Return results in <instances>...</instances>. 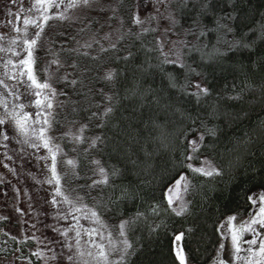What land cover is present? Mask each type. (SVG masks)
I'll use <instances>...</instances> for the list:
<instances>
[{
	"label": "trees",
	"instance_id": "16d2710c",
	"mask_svg": "<svg viewBox=\"0 0 264 264\" xmlns=\"http://www.w3.org/2000/svg\"><path fill=\"white\" fill-rule=\"evenodd\" d=\"M208 4L206 12L200 0H184L178 7L180 24L196 32L190 22L199 20L209 29L203 36L196 33L183 64L157 59L144 37L125 36L115 48L96 55L75 54L68 68L72 80H62V93L50 109L53 132L84 125L83 141L74 146L76 171L65 169L62 175L68 192L77 191L112 228L120 220L129 222L131 248L115 264H180L175 253L178 240L191 264H209L221 243V222L230 215L247 217L252 194L264 189V36L259 32L264 0ZM131 7L132 0H122L124 18L130 17ZM224 14L233 27L229 42L233 37L242 41L231 48L218 44L213 30L216 16ZM34 50L31 66L42 75L41 60L48 48L43 44ZM108 67L113 76L103 78ZM196 76L208 93L189 90ZM105 107L111 111L104 113ZM205 127L216 134L200 139L194 156L210 159L220 172L193 176L187 207L174 214L167 206L166 190L186 170L191 140ZM91 137L94 142L85 152ZM63 145L72 151L66 141ZM92 156L107 171H115L110 183L93 184ZM29 248L26 241L0 232V259L18 252L30 264H38Z\"/></svg>",
	"mask_w": 264,
	"mask_h": 264
},
{
	"label": "rangeland",
	"instance_id": "374dc122",
	"mask_svg": "<svg viewBox=\"0 0 264 264\" xmlns=\"http://www.w3.org/2000/svg\"><path fill=\"white\" fill-rule=\"evenodd\" d=\"M182 1L184 0H132L130 17L124 18L119 9L122 0H89L88 5L77 3L72 8H69L67 0H52L54 6L46 10L49 19L45 21L43 28L39 29L36 25L26 26L22 19L17 20L15 17L17 12H21L22 15H28L39 22L40 6L35 5L32 11H29L33 0H0V33L4 34L0 39V81H3V84H0V117H4L6 113L22 115L23 112H28L27 125L36 132L21 134L16 129L12 116L5 119L7 127L0 125V133L8 137L7 140L0 138V232L14 237L19 242L26 241L30 245L29 252L38 259V264H103L97 255L96 244L104 245L112 264L121 261L116 260L115 252L123 247L122 241L125 238L128 240L126 225L124 236H120L121 220L112 228L98 213L99 219H96L91 215L94 208L88 205L77 191L68 192V188L62 183L65 169L76 171L77 155L74 150L76 145L83 141L84 125H66L60 132H53L50 109L58 98L57 95L62 93V80H72L68 68L73 64L75 54L96 55L111 48L110 44L117 45L125 36L144 37L157 59L181 65L175 62L178 55L183 64L185 52L189 48L188 43L195 41L196 32L179 22L177 10ZM20 5H24L23 9ZM57 12L61 16H56ZM156 12L161 13L158 20L152 18ZM133 13L143 21V27L148 29L147 31H141V25L133 23ZM168 15H174L177 21L170 32L166 31L170 26ZM8 20H12L13 24H7ZM13 25L18 26L20 31H13ZM37 31H40V35L36 37V44L31 48L32 56L34 49L43 44L47 45L48 51L41 60L42 75H37L35 71L33 74L39 82L46 81L50 85L46 88L33 85L27 75L28 69L19 63L28 52L24 41L32 39ZM157 37L160 38L159 42ZM54 40H58V44L51 43ZM179 41H183L184 46L177 44L174 48V43ZM85 43L90 47H85ZM161 44L163 49L160 48ZM22 49H25V52ZM21 51L24 56L20 55ZM169 51L176 55H169ZM108 70L111 68L105 69L103 78H106ZM193 81L205 87L202 78L196 76L187 85L190 91L197 93ZM99 91L104 94L101 88ZM37 92L40 93L39 104L35 103ZM21 105L23 107H20ZM45 120L48 121L47 125L44 124ZM41 127L45 128L44 136L48 147H45L39 138ZM92 138H88L85 152L90 149ZM63 139L72 151L65 149ZM199 142L200 136H195L186 153L187 167L181 174L186 179L180 185V198H174L173 203L169 205L168 193L170 187L175 191L174 182L166 190V203L174 214H181L187 207V187L190 179L198 174L204 175L194 169L201 166L207 169L206 162H211L206 157L196 160L194 152ZM52 153H55L59 192L55 191L57 181L52 176ZM69 160L72 161L71 164L68 163ZM90 161L95 176L92 181L98 180V168L103 166L95 156H92ZM261 194H264V189L256 190L252 194L253 206L247 217L233 220L225 218L221 222V243L215 258L209 264H256L261 260L259 249L260 241L264 240V224L250 221V217L257 216L260 212ZM173 207L177 211H173ZM181 207H184L183 211H180ZM245 222L251 223V230L242 227ZM91 230H95L96 234L90 236ZM234 231L238 234L235 242ZM93 241L95 243H92ZM178 249H182L179 240L175 243L176 255ZM185 262L191 264L186 256ZM0 264L30 263L17 252L9 258H1Z\"/></svg>",
	"mask_w": 264,
	"mask_h": 264
},
{
	"label": "snow or ice",
	"instance_id": "6c2138e0",
	"mask_svg": "<svg viewBox=\"0 0 264 264\" xmlns=\"http://www.w3.org/2000/svg\"><path fill=\"white\" fill-rule=\"evenodd\" d=\"M67 3H68L69 8H72L77 3H82L84 5H88L89 0H67ZM35 5L40 6V11H39L38 15L41 17V19H39V22H37L36 19H31L28 15H22L21 12H17L15 14V17L17 20L22 19L23 24L26 26L31 24V25H36L37 28H39V29H42L45 21H47L49 19V16L46 14V10L50 6H54V5L52 4V0H33L32 4L29 6V11H32V9L35 7ZM55 6L58 7L59 5H55ZM23 7H24V5H20L21 9H23ZM200 7L203 11L206 12L210 9L211 6L208 4V0H200ZM9 14H11V13H9ZM55 15L61 16V14L59 12L55 13ZM61 18H63V17H61ZM131 18H132L133 23L141 25V31H147L148 30V29L143 27V21L139 18V16L136 13H133ZM152 18L158 20L159 18H161V13H159V12L154 13ZM167 19L170 21V26L168 29H166V31L170 32L172 30V27H174L176 25L177 21H176V17L174 15H168ZM227 19H230V17H228L227 14H224L223 16H219V15L216 16V21L213 23V30H215L218 33L217 43L219 44L221 42H224L227 44L228 48H231L233 45L241 44L242 41L233 37V38H231V41L229 42L228 34L233 32V27L229 23L225 22ZM149 22H151V20H149ZM7 24L12 25L13 24L12 20H8ZM89 24H91V21H89ZM190 24H191V27L196 30L197 37L203 36L204 33L209 31L208 27L206 25L201 24L199 20L191 21ZM85 27H87V25H85ZM12 30L19 32L20 28L18 26L13 25ZM25 30H27V29H25ZM81 31H83V29H81ZM259 32L262 36H264V24L260 25ZM39 35H40V31H37L35 33V36L32 39H28V40L24 41V44L28 48V52H27V56L23 60L19 61V63L28 69L27 75H28V78L33 85H35L37 88H46V87H50V85L47 84L46 81L43 83L39 82L35 78L33 71H32V67H31V65L33 63L31 48L33 45L36 44V37H38ZM3 36H4V34L0 33V39H2ZM221 37L224 38L223 41L221 40ZM156 40H157V42H159L160 38L157 37ZM197 42H199V39H197ZM77 43H79V41H77ZM177 44H179L180 47L184 46V42L179 41V42L174 43L173 47L176 48ZM84 46L90 47V45H88L87 43H85ZM192 46L193 45L191 43H188V47H192ZM110 47L115 48L116 44H114V43L110 44ZM160 48L163 49V44L160 45ZM9 50L11 51V49H9ZM177 51H178V48H177ZM129 55H131V54L129 53ZM169 55H176V53L169 51ZM175 62L182 64V61L180 60V57L178 55L176 56ZM113 72H114V70H108L106 72V77L112 78ZM73 83H75V81H73ZM192 83L196 84V88H197L196 94L197 95H200L202 93L203 94L208 93L209 89H207L203 85H201L195 81H193ZM0 84H3V81H0ZM36 95H37V100L35 101V103L39 104L40 103V99H39L40 93L37 92ZM154 99H155V97H154ZM48 104H49V107H51V101L50 100H49ZM5 107H7V106L5 105ZM20 107H23V106L21 105ZM110 111H111V109L109 107H105L103 109L104 113H108ZM8 116L13 117L15 127H16V129H18V131L21 134H26L29 131H32L33 134H36L35 130L29 129V127L27 125V118L29 117L28 112H23L22 115H16L14 113H6L4 117H0V125H5V119ZM47 123H48V121L45 120L44 124L47 125ZM5 127H7V125H5ZM44 132H45V128L41 127L39 129V138L42 142H44L45 147H48V141L44 136ZM209 133H211L212 135L216 134L214 129L205 127L204 132L199 133L200 139L203 140L204 136L209 134ZM261 135H264V129L261 130ZM0 138H3L5 140L8 139L7 135H4L2 133H0ZM249 139H250V137H246L245 141H248ZM32 146L35 147L34 144ZM196 146L198 147L199 145H196ZM52 156H53V162L51 165L52 176L54 178H56V181H57V188L55 189V191L59 192L60 191V187H59L60 182H59V177H58V174L56 172V167H55V153H52ZM68 163L71 164L72 161L69 160ZM206 163L208 165L207 169L204 166H201L199 168H195L194 171L203 172L204 175H212L213 173L220 172V169L215 167L214 165H212V163L210 161H207ZM189 167H192V165H189ZM98 174H99V179L94 180L93 184H108V183H110V177L114 176L116 173H115V171L109 172L105 168L99 167L98 168ZM185 179L186 178L183 177V175H181V177L179 179L174 181V185H173V187L175 188L174 192L172 191V187H170L169 193H168L169 205H171L173 203L174 198H180L179 197L180 185H181L182 181ZM122 195H127V193L122 192ZM65 200L67 201V197H65ZM68 202H70V201H68ZM54 203H55V201H54ZM84 207H87V206L84 205ZM184 207H186V205ZM184 207H181L180 211H183ZM172 210L177 211V209L175 207H173ZM91 215L93 217H95L96 219H99L97 212L95 210H92ZM73 219H75V218H73ZM227 219L233 220L234 217L230 215L227 217ZM250 221H251V223L259 222L260 224H264V194H261L260 212L257 214V216L250 217ZM127 223H129V222L125 221V220L120 221V231H119L120 236H124V229H125V225ZM251 223L245 222V224L242 227H247V228H249V230H251ZM95 234H96L95 230H91L89 232L90 236L95 235ZM109 236H111V233H109ZM77 237L79 238V233H77ZM237 238H238V234H237V232L234 231V233H233L234 242L236 241ZM177 239H179V235L177 236ZM92 243H95V242L93 241ZM109 243L111 244L112 241L110 240ZM122 244H123V247L121 249H118L115 252L116 260H118V261L123 260L125 258L124 252L131 248V245L129 244V242L126 238L122 241ZM95 246L98 249L97 255L102 259L103 264H112V261L109 259V252L107 250H105L104 245L103 244H96ZM259 252L261 254V260L256 262V264H264V240L260 241ZM177 258L180 260V264H186L185 256H184L182 249L177 250ZM69 259H71V257H69ZM250 264H252V262H250Z\"/></svg>",
	"mask_w": 264,
	"mask_h": 264
}]
</instances>
